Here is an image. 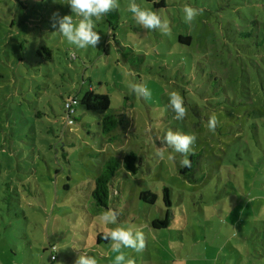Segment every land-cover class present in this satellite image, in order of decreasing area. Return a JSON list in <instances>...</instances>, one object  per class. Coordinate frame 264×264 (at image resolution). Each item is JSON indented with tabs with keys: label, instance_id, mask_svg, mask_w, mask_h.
<instances>
[{
	"label": "rangeland",
	"instance_id": "374dc122",
	"mask_svg": "<svg viewBox=\"0 0 264 264\" xmlns=\"http://www.w3.org/2000/svg\"><path fill=\"white\" fill-rule=\"evenodd\" d=\"M130 2L119 0L95 22L96 48L77 49L53 27L65 15L78 22L68 0L29 2L27 9L0 0L1 17L23 19L15 38L26 40L20 61L22 50L11 47L0 18V264H74L83 250L98 264H114L118 253L95 236L116 225L101 222L107 208L96 207L90 191L104 160L130 151L141 169L137 176L118 171L120 193L109 205L117 224H134L145 235L143 250L122 248L126 256L136 264H264V0H136L161 10L168 30L137 25ZM185 3L203 9L190 24L182 18ZM181 35H190L191 45L181 44ZM134 83L151 97H137ZM88 90L109 95L122 126L105 134L100 114L75 104L72 132L50 133L65 130L64 97L81 99ZM173 90L185 100L182 119L169 105ZM210 100L225 101L214 131ZM168 129L196 135L194 149L204 150L199 181L176 171L183 154L162 141ZM164 185L171 187V223L154 231L149 224L165 216ZM148 190L158 195L155 204L139 199Z\"/></svg>",
	"mask_w": 264,
	"mask_h": 264
},
{
	"label": "clouds",
	"instance_id": "9594fccd",
	"mask_svg": "<svg viewBox=\"0 0 264 264\" xmlns=\"http://www.w3.org/2000/svg\"><path fill=\"white\" fill-rule=\"evenodd\" d=\"M68 4L73 13L79 17L78 22H74L73 15L54 18L53 27L58 24V33L62 38L74 45L77 49H86L97 46L100 41V32L96 30L95 22L102 19L109 12L120 7L119 0H68ZM128 10L133 14L136 24L147 30L169 29V21L161 15V10H152L142 7L136 0H131ZM203 9L197 8L191 4L183 5V20L186 24L194 21V18L202 12ZM131 91L139 98L145 100L151 97V91L143 83H134L131 85ZM169 105L176 113L177 119H182L186 115V105L184 97L178 91L168 93ZM217 118L215 115L207 119L208 128L215 130ZM196 135L184 133L179 130L168 129L162 139L167 147L173 149L175 153L183 154L180 161L181 167H191V161L188 154L192 152L193 145L196 142ZM163 156V152H158ZM100 220L103 224L116 225L104 232L105 239L110 238V246L113 252L118 253L114 257V264H136L135 258L126 256L122 248L133 249L140 252L145 247V235L134 224H117V212L112 208L100 214ZM78 249L77 247H73ZM54 259V257H53ZM74 264H98V257L95 254L89 255V252L83 250L79 254Z\"/></svg>",
	"mask_w": 264,
	"mask_h": 264
},
{
	"label": "trees",
	"instance_id": "16d2710c",
	"mask_svg": "<svg viewBox=\"0 0 264 264\" xmlns=\"http://www.w3.org/2000/svg\"><path fill=\"white\" fill-rule=\"evenodd\" d=\"M20 4L23 5L25 9H27L26 5L29 2H33L34 4H40L44 0H28L27 4H24L23 1L18 0ZM156 7L165 5L164 1L161 2H155L154 3ZM0 18H3L0 16ZM18 18L16 16H11L10 18H3L1 19L2 22H6L8 24L9 33H12L10 35L11 39L13 41V45L11 47L13 49L21 48L22 54L21 58H19L20 61L23 60L22 56L25 52L24 42L23 39L15 38L16 36H20V29L16 28L18 27V23L21 27L22 24H24L23 19ZM33 19H39V17H35ZM30 29L32 32L37 28L35 23H30ZM16 30V32H14ZM14 32V33H13ZM246 35V34H244ZM179 42L183 45L189 46L192 42V37L189 36H179ZM41 49L44 50L48 55L49 58L52 57L51 49L48 48V46L42 45ZM38 53L41 55V50L38 51ZM4 77L3 74L0 73V78ZM69 101H75L76 104H82L84 108L93 113L100 114L101 120L99 123V126L102 129V132L105 134H109L116 130L119 126H122L123 124V118L119 117L116 114H113L110 112L111 107V99L109 95L107 94H101L97 93L95 90H88L84 96L79 99L78 96L71 95L67 98L64 97V119H65V130L62 129L61 134H57L58 131L54 127H50L48 131L55 135L56 137L66 136L67 133L72 132L71 126L68 125H75L76 122L79 121L76 116V105L73 104V108L75 110L74 114H70L69 110L66 108V104ZM208 105H206L207 110L209 108L214 107V112L217 120H224L222 116L218 113L224 110V100L219 101H208ZM200 108V107H199ZM201 110V109H200ZM218 111V112H217ZM36 114L38 117L41 115H45V113L41 110H37ZM196 115L201 118L202 116L199 114V111L196 108ZM79 118V117H78ZM69 120H72L73 123L69 124ZM199 120L194 123L196 127L199 125ZM203 123V119L201 120ZM201 123V124H202ZM200 124V125H201ZM59 139V138H58ZM208 143V141H207ZM195 146H193L192 152L188 154V158L191 161V167H181L180 164L176 166V171L182 175L184 178L187 179L190 183H195L199 181L202 177H199L198 179L195 178V172L200 168V159L202 157V153L204 150H195ZM8 153V152H7ZM99 154V153H98ZM142 166V160L140 161L138 159L137 153L134 151L128 152L124 156H110L107 159L104 160L98 175L96 176L93 186L91 187V198L92 202L96 205L98 208H109L110 202L112 200L117 199V194L120 193L119 189L116 188V186L113 184V179L116 177L119 170H124L126 174H130L131 176H137L139 174V171ZM67 190L69 188L68 185L64 186ZM163 201L165 204V216L161 219H154L149 225L154 231H158L161 229L168 228L171 223L172 218V199H171V187L164 185L163 186ZM139 199L142 202L148 203V204H155L158 195L150 190L143 191L140 193ZM104 233H99L97 236H95L96 242L98 245H110V238L105 239L103 236ZM53 246L50 247V252ZM57 250V246H56ZM52 256V253H51ZM57 258V256H56Z\"/></svg>",
	"mask_w": 264,
	"mask_h": 264
},
{
	"label": "built area",
	"instance_id": "2783aa9c",
	"mask_svg": "<svg viewBox=\"0 0 264 264\" xmlns=\"http://www.w3.org/2000/svg\"><path fill=\"white\" fill-rule=\"evenodd\" d=\"M73 104H76L75 101H69L67 102L66 104V108L69 110L70 114H74L75 113V110L73 108ZM73 121L72 120H69V124H72ZM56 251V246H53L52 249H51V253H52V256H51V259L52 261H55L56 260V255L54 254V252ZM54 257V259H53Z\"/></svg>",
	"mask_w": 264,
	"mask_h": 264
},
{
	"label": "crops",
	"instance_id": "0c3cea01",
	"mask_svg": "<svg viewBox=\"0 0 264 264\" xmlns=\"http://www.w3.org/2000/svg\"><path fill=\"white\" fill-rule=\"evenodd\" d=\"M45 249H47V248H45ZM108 260H109V259H108ZM42 261L44 262V261H46V259H42ZM51 261H52V259H51ZM55 261H57V258H56ZM52 262H54V261H52Z\"/></svg>",
	"mask_w": 264,
	"mask_h": 264
}]
</instances>
